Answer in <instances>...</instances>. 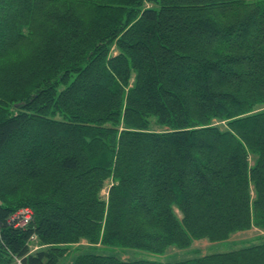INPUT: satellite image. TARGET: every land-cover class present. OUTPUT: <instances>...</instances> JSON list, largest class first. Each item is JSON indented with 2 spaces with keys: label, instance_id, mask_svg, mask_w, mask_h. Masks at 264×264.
<instances>
[{
  "label": "trees",
  "instance_id": "16d2710c",
  "mask_svg": "<svg viewBox=\"0 0 264 264\" xmlns=\"http://www.w3.org/2000/svg\"><path fill=\"white\" fill-rule=\"evenodd\" d=\"M252 228L264 0H0V264H60L83 241L151 257L66 264H264V241L157 259Z\"/></svg>",
  "mask_w": 264,
  "mask_h": 264
},
{
  "label": "rangeland",
  "instance_id": "374dc122",
  "mask_svg": "<svg viewBox=\"0 0 264 264\" xmlns=\"http://www.w3.org/2000/svg\"><path fill=\"white\" fill-rule=\"evenodd\" d=\"M115 50L116 49L113 47L112 52H115ZM108 187L109 184L107 183L101 191V197L108 198ZM263 241H264V232L257 228H252L248 231L237 232L226 241L210 243L207 240H197V241H193L191 246L187 249L181 250L176 248H170L164 255L157 257V259H160L161 261L164 262L183 261L186 259L198 257L200 255L228 252L243 247H247L252 244H258ZM29 244H30V249L32 251L38 248V247L35 248L37 246L36 239L30 241ZM68 248L69 249L67 250L66 255L63 257V259H61L60 264L62 263L66 264L68 262L69 263L72 262L78 256V254L82 252L114 254L121 257L123 260L138 259L141 257H151L149 255H145L143 253L134 252L130 250H113L102 246L93 247L87 245L84 241L80 245H74ZM15 263L17 264L16 259H15Z\"/></svg>",
  "mask_w": 264,
  "mask_h": 264
},
{
  "label": "built area",
  "instance_id": "2783aa9c",
  "mask_svg": "<svg viewBox=\"0 0 264 264\" xmlns=\"http://www.w3.org/2000/svg\"><path fill=\"white\" fill-rule=\"evenodd\" d=\"M33 210L29 207H22L15 211L9 218L8 223L18 229L26 228L32 221ZM35 239L33 237L31 240ZM17 264H20V260L16 259Z\"/></svg>",
  "mask_w": 264,
  "mask_h": 264
}]
</instances>
